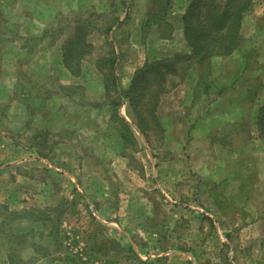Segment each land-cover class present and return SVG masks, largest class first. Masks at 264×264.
Returning <instances> with one entry per match:
<instances>
[{
    "label": "rangeland",
    "instance_id": "1",
    "mask_svg": "<svg viewBox=\"0 0 264 264\" xmlns=\"http://www.w3.org/2000/svg\"><path fill=\"white\" fill-rule=\"evenodd\" d=\"M1 1L4 9L6 3H14L16 0ZM53 1L50 0V2ZM87 2L85 0V3ZM30 5L31 2L27 4V7ZM116 10V8H111L110 14L108 13L109 15L106 17L97 16L94 12L90 13V20L105 24L107 20L111 19V16L116 14ZM130 12L134 13L133 8H130ZM80 13L85 14V9ZM80 13L74 12L73 16ZM246 14L249 19L247 32L250 37L243 39L242 48L247 54V61L249 55L250 66H255L258 71H262L264 56L260 53H263L264 39L260 28L255 29L253 20L257 17L264 18V0H255L253 7ZM7 15L0 20V50L5 48V51H13V53L8 56L0 55V217L3 218L0 223V264H10L7 255L9 250L8 234L15 235L23 230H25L23 231L25 232L23 234L26 238L25 242L28 243L31 240L40 244L42 242L47 246L46 249L52 251L50 254H53L56 249L54 245H51L53 239L48 236V230H62L63 234H66L64 243L68 252L72 254L79 252L86 264H91L92 260L96 264H104L106 259L101 253H96L94 258L90 259L89 256H85L86 253L82 250V247L86 246L88 230L93 229L91 215H94L103 224L104 231L109 237L119 240L126 246L135 243L136 249L144 260L148 257L163 256L167 259V264H184V260L195 255L197 259H200L199 262L208 264L210 261V264H226V262L230 263V258L234 256L228 243L230 242L232 246L237 245L235 252L239 250L238 261L240 264H264V219L257 224L256 228L255 224H248L255 208L259 209L258 214L264 216V152H255L253 159L248 156L250 154L245 155L248 156V161L251 160L252 167L246 173V182L241 185L243 187L242 194L245 193L247 197L253 196L251 204L255 208L252 207L250 216L246 215L243 219L239 216V211H236L234 216L227 215L230 210L229 204L225 205L224 200L218 202L219 199L216 195L215 198H212L211 185L204 186L201 192L199 186L195 185H171L169 182L166 184L171 187L172 194L176 193L175 199H179L178 194L180 193L183 196H188L195 194L198 190V195L204 196L201 201L204 205L202 207L204 212L211 211L215 212V215H221V222L228 229L238 228L230 232L231 239L228 240L226 233H213L211 221L207 219L202 221V226L205 228L203 232H198L197 224L193 226L191 221L188 222L189 225H185L186 218L183 216L189 217V215L183 208H176L177 206H172L175 211L174 216L172 215L168 219L160 218L161 220L157 224L163 227L164 220L170 221L173 226L172 231H169L171 229L169 227L167 231L162 228L158 232H150L149 228L154 227L157 218L150 216L148 212L156 205L161 210H167L171 206V204H166L161 196L166 187L164 185L159 187L152 182L154 176L152 162L175 157L176 154L175 151H172V147L176 148L175 150L178 151L176 153L181 152L182 142L180 143V140L182 138L173 136L168 140L165 136L164 122L169 124L171 121L168 119V115L166 116V113L159 114L157 111L161 127L151 131L149 141L143 132L139 134L134 130L137 125L132 118L131 121H127L129 128H126L125 121L119 120L115 114L105 122L103 117H95L94 112L86 109L80 111L75 106L65 107L62 105L63 109L61 110V112L69 113L71 118L69 123L76 127L75 129H68L66 122H61V126L54 125L50 119L49 122H45L46 129L40 131L33 120V115L38 111H43L46 107V105H42V99L51 96L49 93L52 90L51 76L44 75L39 78L42 86L38 87L35 72L32 73V76L28 75V85L35 84L31 90L29 87L25 90L20 88L21 80L24 82L27 75H24L22 79L19 77L14 86V80L10 76L5 77L7 71L4 69L5 61L16 57H14L15 49H6V40L1 34L5 35L7 32L5 28L12 31V35H15L14 32L17 29L22 34L27 21H21L23 23L18 25L16 24L18 19L14 18L15 16ZM70 18L73 17L51 13L46 17V24L62 31L65 28L69 31L66 33L68 36L72 30L69 28L70 24L68 25ZM260 24L264 26V20H260ZM31 29L35 30L33 27ZM123 33L126 34V37H130L131 29L129 30L128 26L124 27ZM50 37L52 41L55 38L51 35ZM127 42H125L123 61L119 63L124 70L120 76L121 82L126 84V88L131 77L129 60L134 59ZM103 47L105 52L110 49L109 46L106 48V45ZM47 57V59L43 58L44 61H39L47 64L48 59H52L51 53ZM9 71L11 70L9 69ZM9 74L12 73L9 72ZM99 89L93 90L91 95L93 98L101 97L102 88ZM74 90L75 101L78 100L79 103H82L86 95L85 91L81 87ZM46 112L50 111L46 110ZM78 112H83V115ZM50 113L53 115V112ZM56 113L60 114V112ZM93 117L97 118V121H92ZM94 124L98 131L97 134L93 131ZM173 125L174 122L170 127L178 129L179 133H182L183 128L187 127L186 124L181 126V123ZM223 125L220 128H225L224 130L228 131L227 134H224L225 139L222 141L227 143L229 141L227 135L232 128L229 124ZM39 132H42L41 136ZM40 142L43 143L39 144ZM150 149L157 156V160L149 154ZM197 166L203 168L200 162L195 164V167L192 162L186 163V173L183 175L186 178H192L193 176L189 175L188 170H195V168H199ZM255 166L258 169L256 172L252 169ZM221 172L224 173L222 168ZM249 172L253 173L250 178L248 177ZM167 176H163V178ZM174 178H176L175 171H172V180ZM252 182L253 185H251ZM240 184L229 185L224 189V193L235 191ZM240 197L238 202L240 206L248 204L243 201L244 196ZM187 202L186 205H196L197 200L194 196ZM246 207L250 208L248 205ZM27 211L47 212L53 216V221H46L45 225H41L40 222L35 221L36 218L22 219L20 216H23ZM15 212L20 215H13ZM6 215L9 216L5 217ZM243 223H246L244 228L247 229L241 231ZM124 229L127 232H124ZM27 243L19 249V253L25 260H30L35 253L32 248L27 247ZM248 245L250 246L240 248V246ZM190 246L196 247V249L188 250L187 247ZM235 256L237 257L236 253ZM38 264L54 263L44 260Z\"/></svg>",
    "mask_w": 264,
    "mask_h": 264
},
{
    "label": "crops",
    "instance_id": "2",
    "mask_svg": "<svg viewBox=\"0 0 264 264\" xmlns=\"http://www.w3.org/2000/svg\"><path fill=\"white\" fill-rule=\"evenodd\" d=\"M65 1L66 0H54L53 2H50V0H16L14 3H6L4 9L2 8L3 2H0V20L4 19L7 14H9L7 16H15L14 18L18 19V23H16L18 25L23 23L21 21L27 20L22 34H20L17 29L14 32L15 35H12L13 32L6 28L5 31L7 32H5V35L1 34L3 35V39L6 40V49H15L14 57H16L15 59L5 61L4 69L7 70L5 72V77L10 76L11 79L14 80V86L19 77L22 79L24 75H27V77H25L27 81L24 80L23 82V80H21L20 84V88L25 90L27 87H30L28 85V75L32 76L33 72H35L37 76L38 87L42 86V82H40L39 78L44 75L51 76L50 86L52 87V97L50 96L42 99V105H46V107L43 111H38L33 115V120L38 125L37 128L40 131L46 129L45 122H49L50 119L54 122V125L61 126V122H66V127L68 129L76 128L69 123V119H71L69 113H65L64 111L61 112L63 109L62 105L65 107L75 106L76 109L80 111L86 109L90 112H94L95 117H103L105 122L111 119V115L114 114V111L126 122L131 121L128 101L125 98H121V104L115 109L110 105V99L106 94L104 76L98 67L99 59L104 57L107 53V51L105 52L102 48L106 45V48L109 46V48L113 50L114 47L116 59L115 73L118 76L119 84L118 90L126 88V84L121 82L120 76L121 73H124V70H122L119 64L123 61L125 55V42L132 40L126 43L128 46L130 45L129 47L134 57V59L131 58L129 60L130 81L136 70L141 68L147 61L163 60L177 54H190L191 51L185 37L183 21V16L186 13L190 0H170L168 14L165 20H163V24H170L171 26L168 36L164 35L163 32L158 29V23H152L150 26L146 25L148 24L149 12L153 0H87V3H85V0H78V2H76V0ZM30 2L31 5L27 7V4ZM111 8H116L117 12L111 16V19L109 21L107 20L105 24L90 20V13L94 12L97 16L106 17L110 14L109 11ZM130 8H133V14L130 12ZM84 9L86 13L81 14L80 12ZM74 12H79L80 14H75L73 16ZM51 13L62 14L64 17H73L70 18L68 23V25L70 24L69 28L72 29L70 34L79 20L88 24L86 28L89 33L86 37V41L90 43L91 52L82 60L81 71L78 76L70 73L63 63L62 46L65 40L68 39L66 33L69 31L65 30V28L63 31L56 27L52 28V26L46 24V17L51 15ZM247 15L248 14H245L242 22L241 41L239 46L227 55L216 54L209 58L208 76L211 83H208L207 86L204 84L200 85L201 83L198 81L199 72L193 69L190 74L188 72L186 75L181 76L182 79H177L175 85H167V91L160 96L157 111L159 114L166 113L168 119L171 120L169 124H165L164 122L165 136L168 140L173 136L180 137L182 138L180 143H182L180 145L181 152L179 154L176 153L178 151L175 150V147L171 148L172 151H175V157L163 161L152 162L154 171L152 182L159 185V187H162L161 185L166 187L165 191L161 190L163 191L161 196L164 202L166 204H171V206L169 205L170 208L167 210H161V208H157L156 205L148 212L150 216L157 218L154 222V227L149 228L150 232H158L162 228L167 231L169 227H171L169 231H172L173 226L170 221L164 220L165 224L163 227L157 225L161 220L160 218L168 219L171 218L172 215H175L172 206L183 208L189 215V217L183 216L186 218L184 221L185 225H189L188 222L190 221L193 226L197 224L198 232H203V230H205L204 226H202V221L205 219L211 221L213 233H226L228 240L229 238L231 239L230 232H232L233 229H238L237 227H233L232 230L226 228L224 223L221 222V215H215L216 213L211 211L204 212V210H202L204 205L201 203L204 196L198 195V190H196L195 194L193 193L188 196H183V194L180 193L178 194V196H180L179 199H175L177 195L176 193L172 194L170 192L172 189L170 186H166L167 182L171 185L199 186L201 192L204 186L211 185L212 191L210 192L212 193V198H215L216 195L217 199H219L217 200L218 202L224 200L226 202L225 205L229 204L230 210L227 212V215L230 216H234L235 212L239 211V216L243 219L246 215L250 216L249 213L252 212V207L255 208V206L251 204L253 196L249 195L247 197L245 193L242 194L243 187H241V185L243 182H246V173L248 169L252 167L251 160L248 161L247 157L249 156L253 159V154H255V152H264V138L260 134L257 124L258 110L264 105V67L262 71H258L255 66L251 67L249 55L247 61V54L242 48L243 39L245 37H250L247 32L249 21L246 17ZM260 20H264V18L261 17L260 19L257 17L253 20V23H255L256 30L260 28V33L264 39V26H261ZM110 25H112V29L107 32V28ZM126 26H128L129 30L131 29L130 37H126V34L124 35L123 33V29ZM31 27L35 30L32 31ZM50 35L55 37L53 41ZM253 37H255V34H253ZM259 47L262 48L261 46ZM4 49L0 50L1 56H8L13 53V51H5ZM48 51L51 53L52 59L49 58V62L43 64L39 60L44 61L47 59L49 54ZM262 52L263 53H260V55L262 54L264 56V49ZM9 69L11 71H9ZM9 72L12 74H9ZM129 84L127 85L129 86ZM78 87H81L86 93L82 103H79L78 100L75 101L73 97L75 92L74 89ZM99 88H102L101 97L95 99L91 95L93 94V90H100ZM23 104L24 103H22V106H24ZM46 110L53 112V115L50 112H46ZM56 112H60V114ZM78 113L82 114L83 112ZM95 117L91 119L94 122L97 121ZM173 122V126H176V123H181V126L186 124L187 127L183 128L184 131L182 133H179L178 129L170 127ZM223 124H229L232 128L227 135L229 140L227 143L222 141V139H225L224 134H227L228 131L224 130L225 128H220ZM134 130L141 134V131L137 127ZM93 131L96 134L98 132L95 124L93 125ZM149 154L152 158L156 159L157 156H155L151 149L149 150ZM246 154L250 155L246 157ZM189 162H192L194 167L195 164H199L200 162L203 167L197 166L199 168H195V170H188L189 175L193 176L192 178H186L183 175V173H186V163ZM163 167H165V169H163ZM181 168L183 170H179ZM221 168L224 172H221L222 174L220 173ZM252 169H254L255 172L258 171L256 166ZM172 171H175L176 178H174V180H172ZM251 174L253 173H248L249 178ZM163 176L167 177L163 178ZM236 183L241 184L235 191L224 193V189ZM251 185H253V182ZM194 196L197 200L196 205H186L188 204L187 201L192 200ZM240 196H244L243 201L248 204H242V206H240L238 204L241 199ZM247 205L248 207L250 206V208H247ZM257 211H259V209L255 208L254 216L252 215V218L248 221L249 225L255 224V228L257 224L264 219V216L258 214ZM2 219L0 217V223H2ZM179 223L181 225V221ZM246 223L242 224L241 231L247 229L244 228ZM124 232L127 231L124 229ZM228 243L233 250L231 251L234 253V256L230 258V263L226 262V264H240L238 261L239 250L235 252L237 245L232 246L230 242ZM130 244L139 254L135 247V243ZM26 245L34 251L32 246L28 243ZM224 245L227 246L226 243ZM249 246L250 245L240 246V248ZM187 248H189L188 250L196 249V247L192 246ZM19 252L20 250H18V254L22 261H17L18 263L16 264H38L44 260L54 264H61V262H58L53 256H44L42 253H36L35 251L33 258L25 260L21 257ZM199 260L200 259H197L195 255L190 256L186 261L184 260V264H207L206 262H199ZM208 264H210V261Z\"/></svg>",
    "mask_w": 264,
    "mask_h": 264
},
{
    "label": "trees",
    "instance_id": "3",
    "mask_svg": "<svg viewBox=\"0 0 264 264\" xmlns=\"http://www.w3.org/2000/svg\"><path fill=\"white\" fill-rule=\"evenodd\" d=\"M254 1L190 0L183 16L184 33L190 47V54H177L163 60L147 61L136 70L129 86L125 89L118 90V76L115 73V50L114 47L113 50L109 49L106 55L99 59L98 67L104 76L106 94L110 99V105L115 109L121 104V98H125L128 101L131 118L149 141L151 131L161 127L157 109L160 96L168 89L167 85H175L177 79H182V75H186L188 72L190 74L193 69L199 72L198 81L201 83L200 85L207 86L208 83H211L208 76L209 58L216 54L227 55L239 46L242 22L245 14L253 7ZM169 5L170 0H153L148 24H146L150 26L152 23H158V29L166 36H168L171 26L170 24H163V20L168 14ZM87 25V23L79 20L62 46L63 63L75 76L80 75L82 60L91 52L90 43L86 41L89 33L86 28ZM111 29L112 25L107 28V32ZM34 85L29 87L30 90ZM114 114L119 120L125 121L116 111ZM257 124L260 134L264 138V105L258 110ZM125 127L129 128L126 121ZM39 135L41 136L42 132H39ZM13 215L20 214L15 212ZM20 217L22 219L36 218L35 221L40 222L41 225H45L44 222L46 221H53V216L47 212L27 211ZM91 221L93 222V229L88 230V238L85 240L86 246L82 247L86 253L85 256H89L90 259L94 258L96 253H101L106 259L104 264H167V259L163 256L148 257L144 260L131 244L124 246L119 240L106 235L103 224L94 215H91ZM23 231L15 235L8 234V258L11 264L22 261L18 250L27 243ZM65 235L62 230H48V236L53 239L51 245H54L56 249L53 254H50L52 251L46 249L47 246L42 242L40 244L31 240L28 244L34 248L36 253L53 256L61 264H86L79 252L74 253L77 255L68 252L64 243ZM90 263L96 264L94 260Z\"/></svg>",
    "mask_w": 264,
    "mask_h": 264
}]
</instances>
